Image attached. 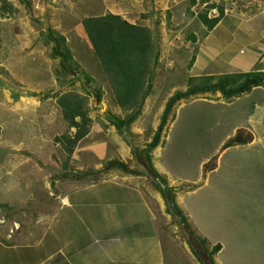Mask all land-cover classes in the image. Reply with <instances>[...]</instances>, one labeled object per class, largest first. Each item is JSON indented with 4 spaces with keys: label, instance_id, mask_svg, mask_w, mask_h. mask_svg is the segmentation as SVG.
I'll use <instances>...</instances> for the list:
<instances>
[{
    "label": "rangeland",
    "instance_id": "obj_1",
    "mask_svg": "<svg viewBox=\"0 0 264 264\" xmlns=\"http://www.w3.org/2000/svg\"><path fill=\"white\" fill-rule=\"evenodd\" d=\"M12 1L23 11L21 4L16 0ZM113 1L114 3L105 0L103 3L100 0L103 6H96L98 9L95 11L102 13L106 8L132 24H145L153 30L157 28L159 36L160 56L157 69L163 73L162 82L155 84L141 115L131 126V135L128 136L120 133L108 120L107 111L115 108L108 98L109 86L98 64L92 60L88 44L79 39L74 26L70 25V21H73L71 17L74 16L69 13L74 7L70 0H48V5L40 4V9H44V6L50 9L47 20L49 27L54 32L65 35L73 50L75 65L86 72L91 85L103 88L99 104L94 98L93 88L88 86L84 77L72 75L71 78L69 75L64 80L67 83L70 81L69 86L58 85L54 69L60 60L50 59V49L43 42L40 44L37 41L40 32L47 34V22L41 24L44 28L40 26V29L38 26L34 27L32 18L30 21L25 15L16 16V24L14 17H0V210H5L13 218L14 213L16 215L17 211L26 208L30 202L39 204L42 199L51 201L53 197L49 193L56 195L62 190L60 185L66 179L60 178V169L65 162L61 160V146H57L54 139L64 131L65 122L56 105V97L65 92H77L86 97L90 117L94 120L92 134L85 141L95 146L90 151L83 149L84 146L80 148L81 151H88L86 155H80L81 158L86 157L93 168L102 166L106 163H103V141L109 138L113 146L114 139L117 141V156L108 159L120 160L142 175L135 177L140 179V185L145 190L150 191L151 198L148 199L155 202L152 204L156 205L158 211L166 264H210L207 252L200 247L196 238L199 234L203 240L221 244L225 248L224 254L219 258L221 264H264V87L261 88L262 91L247 97L241 95L230 100L196 98L184 101L177 107L176 117L168 125V133H164L165 141L156 152V167L161 165L163 170L157 167L158 171L169 174L175 184H203V166L215 158H219L220 165L211 178L209 189L198 196L190 194L186 197L187 212L183 211L187 216L190 215L187 229L181 218L175 219L168 212L166 201L155 185L161 183L160 180L151 175L144 159L135 149L140 151L147 148L146 144L152 141L168 99L176 91L185 89L183 78L189 71L187 66L192 56L200 52L201 43L198 41V44L193 45L186 36L187 28L184 25L187 24V18L182 16V11L188 5L184 0ZM153 12L159 15L155 16ZM167 12L173 13L169 23ZM145 14L150 16L143 18L142 15ZM191 23H196L195 27L200 34L206 32L196 21L191 20ZM217 70L212 67L200 74L218 75ZM190 74L198 75V71L193 69ZM22 97L25 98L24 101ZM16 102L19 104L16 105ZM104 104H107L106 110L101 109L102 105L105 107ZM256 104L259 112L248 118ZM240 110L243 112L240 118L232 115ZM236 126L247 128L256 142L250 146H241L240 149L224 150V145L231 138L227 139V135ZM184 132L195 136L182 144L180 139ZM184 144L193 148L188 149L189 152L184 151ZM113 146L112 150L115 149ZM85 163L83 158L80 166H85ZM70 166H76L72 160ZM76 171L78 172L77 169ZM49 175L53 177L52 183L55 180L60 183L54 184L51 191H47L45 187V177ZM108 176V173L103 174L98 182L105 181ZM97 177L99 176L94 178ZM198 191L202 190L196 192ZM176 193L183 194L182 190ZM211 194L225 199L223 202L232 198L233 215L227 217L223 214L231 210V204H228L223 207V213L213 212L218 214H214L216 220L212 222L209 214L204 211L206 207L204 208L203 202L208 196L205 199L207 206ZM7 207H12V210ZM16 258L20 256L16 255Z\"/></svg>",
    "mask_w": 264,
    "mask_h": 264
},
{
    "label": "crops",
    "instance_id": "obj_2",
    "mask_svg": "<svg viewBox=\"0 0 264 264\" xmlns=\"http://www.w3.org/2000/svg\"><path fill=\"white\" fill-rule=\"evenodd\" d=\"M7 1L17 12L11 15L7 12L5 16H1L4 13L0 11V17H14L12 19L15 24L18 22L15 17L21 15L29 17L30 21L32 18V24L33 20L38 18L43 23L44 19L42 21L41 15L49 14L50 11L45 6L42 11L40 9L43 5L41 0H34L36 12L35 17H31L23 5L22 11L12 0ZM109 1L114 3L113 0ZM185 1L190 0L183 2ZM211 1L226 6L225 16L214 30L206 31L202 35L195 27L196 23H191L190 17L187 18L189 27L194 29L201 43V50L196 54L192 70L198 71V75L212 67L218 69L219 75L253 71L264 73V0ZM16 2L19 3L17 0ZM103 2L105 3V0ZM72 12L73 7L69 13L72 14ZM187 15L188 7L184 9V12L182 11V16ZM13 29L15 31V28ZM259 91H262L261 88L254 89L244 96H251ZM21 99L25 100L23 97ZM202 99L210 98L204 96ZM18 104L19 102H16V105ZM257 105H254V111L248 118L259 112ZM107 108L106 104L105 107L102 105L101 109L106 110ZM242 114L241 110L238 113H232L233 116H239V118ZM240 125L244 124L240 123ZM241 129L242 126L233 128L232 132L227 135V139ZM191 136L195 135L184 132L180 139L181 143L183 144ZM193 141L194 139L191 142ZM116 142L114 139L113 146L109 138L103 141V147H101L105 154L103 163L117 156L119 145ZM255 142L254 137L249 146ZM93 146L95 145L85 140L79 144L73 156L78 172L99 170L103 166L97 165L93 168L86 157H83L86 161L85 166H80L83 159L80 155H86ZM111 146L115 149L112 150ZM80 148H87L88 151H81ZM192 148H189L188 144L182 146V149L188 152ZM157 167L162 170L161 165ZM219 168L218 161L217 169L209 174L203 180L202 186L197 189L202 191L196 192V190L185 196L179 195L177 204L182 211L187 212L188 204L186 206L185 203L187 196L190 194L198 196L204 190L209 189L211 178ZM159 172L167 176L163 175L170 186L180 185L175 184L169 174L162 173L160 170ZM108 174L105 181L88 184L77 183L75 179L65 178L66 181L60 185L62 190L58 191V194L49 193L53 200L42 199L39 204L30 202L26 208L17 211L16 215L14 213L13 218H10L5 210H0V264H166L158 215L152 204L153 200L148 199L151 198L150 191L140 185V179L135 175L124 174L118 170H111ZM60 178H63V175H60ZM45 180L47 191H51L54 184H60L57 180L52 183L51 175L45 177ZM205 199L203 200L204 208L206 207L204 211L209 214L212 222L216 220L214 214L223 213V207L228 204H231V210L223 214L227 217L233 215L232 198L228 199L230 200L228 202H223L225 199L216 198L214 194H211L207 206H205ZM7 209L12 210V207H7ZM215 211L218 213H213ZM188 216L190 217L189 214ZM224 251L225 248L222 247L217 255L219 264H221L219 258ZM16 255L20 258H16Z\"/></svg>",
    "mask_w": 264,
    "mask_h": 264
},
{
    "label": "trees",
    "instance_id": "obj_3",
    "mask_svg": "<svg viewBox=\"0 0 264 264\" xmlns=\"http://www.w3.org/2000/svg\"><path fill=\"white\" fill-rule=\"evenodd\" d=\"M17 1L24 6L29 16L35 17L34 0ZM70 1L74 5L72 12L74 16H70L73 20L70 21L72 23L70 25L74 26L75 34L78 35L79 39L88 44V52H90L92 60L98 64L106 80V84L109 86V92H107L108 98L110 103L115 107V111H111L114 109L107 111L108 120L117 127L120 133L127 136L131 135V126L141 115L155 84L162 82L163 73H160L157 69L160 56L157 28L153 30L145 24H132L127 19L125 20L122 16L116 15L106 8L105 10L103 9L102 13H97L95 11V9H98L96 6L100 8L104 3H101L100 0H95V2L94 0L92 2H87L86 0ZM210 1L190 0L186 2L189 7L188 17L186 16V18L190 17V21H196L207 32L214 30L225 16V6L215 5ZM41 2L48 5V0H41ZM215 8L218 9V15L215 17L209 16L210 11ZM46 9L48 8L46 7ZM0 11L4 13L1 16H5L7 12L10 15L17 12L7 0H0ZM154 14L155 16L159 15V13ZM75 16L78 17L75 18ZM149 16L150 14L142 15L143 18H148ZM49 17L50 11L49 14L46 13V15L42 16V19H44L43 23L47 22ZM172 17L173 13L167 12L168 23ZM33 21V24L39 26L38 28L41 29L40 26L43 23L40 19H34ZM188 24L189 20L184 25L187 28L186 36L187 38L189 37L190 43L195 45L198 42V37ZM42 27L44 28V26ZM47 30V34L40 32V37L37 41L40 44L44 43L43 45L50 49V59L60 60L54 69L56 76H58V85L61 87L69 86L70 81H68L69 83L64 81L69 75L71 78H73L72 75L74 77L76 75L81 78L84 77L88 86L93 88L94 98L99 104L103 97V88L99 86L93 87L86 72L80 66L81 69L75 65L73 50L65 35L54 32L49 27V24ZM195 58L196 54L192 56L187 66L189 71L187 74L185 73V78H183V82L186 84L185 89L176 91L168 99L160 123L154 131L152 141L146 144L147 148L142 149L143 151L135 149V152L140 154L144 159L151 175L160 180L161 183H154L166 201L168 212L175 219L181 218L184 227L187 229L189 228L190 221L186 213L177 204L179 195L176 192L182 190L183 194L180 195H185L187 194L185 192L189 193L197 190L201 183H182V185L170 186L166 178H163L164 176L160 174L156 167L157 149L165 141L166 134L164 133L165 131L168 133V125L176 117L177 107L184 101H193V99L204 96H208L212 100L213 98L230 100L241 95L250 94L254 89L264 87V73L261 71L193 76L190 74V71L194 66ZM56 105L65 122L64 131L55 137V144L61 146V160L65 162L62 165L63 168L60 167L64 178L75 179L77 183L88 184L102 179L103 174L107 173V171L109 173L111 170H118L124 174L140 175L137 169L133 170L128 164H124L116 159L108 160L99 170L91 169L82 173L77 172L75 167L70 166V161L74 162V159H72L73 154L76 152L79 144L92 134L91 128L94 120L90 117V109L86 97L77 92L70 91L59 94L56 97ZM253 139L254 137L250 131L245 129L238 130L227 140L224 150L249 145L253 142ZM218 161L219 158H215L203 166V179L217 169ZM96 176L99 177L94 178ZM161 185L166 187V191L161 189ZM169 200L175 202L177 214H174L170 208ZM152 203L155 204V202ZM154 209L158 212L156 205ZM191 234L195 235V232L191 231ZM199 237L196 236L200 247L207 252L210 264H219L217 255L222 245L211 244L208 240H203L201 234H199Z\"/></svg>",
    "mask_w": 264,
    "mask_h": 264
},
{
    "label": "clouds",
    "instance_id": "obj_4",
    "mask_svg": "<svg viewBox=\"0 0 264 264\" xmlns=\"http://www.w3.org/2000/svg\"><path fill=\"white\" fill-rule=\"evenodd\" d=\"M212 4H215V5H219V4H217V3H213L212 1H210ZM221 5H223V4H221ZM225 6V5H224ZM225 11H226V6H225ZM216 15H218V9L217 8H215V9H213V10H211L210 11V14H209V16H213V17H215ZM170 201V200H169ZM170 205V204H169ZM171 208V207H170ZM172 209V208H171ZM174 213V212H173ZM175 214V213H174ZM177 214V213H176Z\"/></svg>",
    "mask_w": 264,
    "mask_h": 264
},
{
    "label": "water",
    "instance_id": "obj_5",
    "mask_svg": "<svg viewBox=\"0 0 264 264\" xmlns=\"http://www.w3.org/2000/svg\"><path fill=\"white\" fill-rule=\"evenodd\" d=\"M163 191H166V187L162 186ZM170 207L172 208V211L176 214L177 213V208L175 205V202L173 200L169 201Z\"/></svg>",
    "mask_w": 264,
    "mask_h": 264
}]
</instances>
